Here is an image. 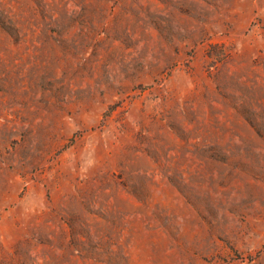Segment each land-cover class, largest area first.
<instances>
[{
  "label": "rangeland",
  "instance_id": "1",
  "mask_svg": "<svg viewBox=\"0 0 264 264\" xmlns=\"http://www.w3.org/2000/svg\"><path fill=\"white\" fill-rule=\"evenodd\" d=\"M0 264H264V0H0Z\"/></svg>",
  "mask_w": 264,
  "mask_h": 264
}]
</instances>
